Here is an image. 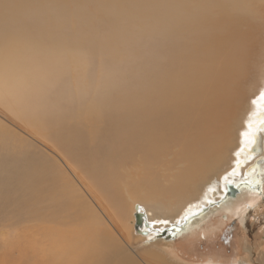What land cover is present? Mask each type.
<instances>
[{"label":"bare ground","instance_id":"1","mask_svg":"<svg viewBox=\"0 0 264 264\" xmlns=\"http://www.w3.org/2000/svg\"><path fill=\"white\" fill-rule=\"evenodd\" d=\"M236 1L207 5L206 0H189L176 11L154 18L156 35L169 39L158 43L157 55L152 56H157L155 63L141 65V90L123 91L118 101L109 93L101 105L76 107L75 123L64 120L68 114L63 115L61 106L47 112L48 97L28 125L0 112L10 124H2L1 117L0 125L8 128L0 129V221L19 229L11 236L22 242L16 249L23 252L5 260L182 264L186 260L164 247L165 252L147 253L132 247L138 241L160 246L158 235L187 232L219 209L231 210V204L247 194L263 192L264 88L247 96L254 46L248 43L246 25L253 12L247 13L251 2L245 0L247 5L238 14ZM224 3L230 8L224 9ZM0 69L1 87L10 73L5 66ZM14 75L10 80L20 83L21 78ZM51 114L53 123L48 124ZM5 135L15 136L11 145L2 139ZM33 142L63 163L69 175L75 172V196L57 160ZM69 142L75 146V170L61 158L62 153L68 157L73 152ZM48 144L59 149L61 156ZM247 161L254 168L242 169L239 176L238 163ZM220 166L225 170L217 173ZM202 188L199 197L191 200ZM69 210L75 211L74 228L60 229L73 218L67 215ZM2 237L8 239V234Z\"/></svg>","mask_w":264,"mask_h":264},{"label":"rangeland","instance_id":"2","mask_svg":"<svg viewBox=\"0 0 264 264\" xmlns=\"http://www.w3.org/2000/svg\"><path fill=\"white\" fill-rule=\"evenodd\" d=\"M142 1L0 0V68L5 66L7 68L6 73H10V78L8 77L6 83L0 87V112L12 120L21 123L27 121L26 125H28L36 118L33 112H40L41 108L46 105V100L49 99L45 106L47 112L53 109L55 111L58 106H61L63 115H69L64 116V120L73 122L75 121L76 107L101 105L109 93L115 98V101H118L119 94L123 91L128 94L132 91L138 92L141 90L144 85L143 81L139 79L141 65H145V62L149 64L151 61L155 63L157 56H152L157 55L158 43L162 39L165 41L169 39V36L163 35L162 38H159L156 35V19L176 11L177 8L189 0H175V3L174 0H155L153 3L154 0H150L151 2L149 0ZM212 1L213 3H211ZM248 1L251 3L247 6V13H253L249 16L246 15L248 16L246 26L247 31H249L247 36L248 43L254 46L251 51V53L253 52L251 57L254 58V68L250 70L248 76L250 77L248 81L251 82L249 81L250 84L246 86L247 96H250L257 94L264 88V0ZM148 2L151 4H148ZM217 3L218 0H206L207 5H216ZM227 3H224V9L230 8L229 3ZM234 5L239 10L238 14H240V12L242 13L240 9L242 6L245 7L247 3H245V0H237ZM144 8L145 10H142ZM193 13L196 12L193 10ZM253 15L254 17H252ZM149 20L151 21L149 22ZM176 39L173 40L176 41ZM142 62L144 63L141 64ZM15 66L19 67V72L16 71ZM14 74H18L21 78L20 83L16 84V82L10 80L11 77L15 76ZM258 87L259 89L254 91V88ZM126 89L127 91H125ZM34 90L35 93L32 94ZM17 92L18 94L21 92V94L18 95ZM29 95H32L33 99ZM39 95L43 99V96L46 95L45 101ZM34 96L37 99L36 101ZM46 97L48 98L46 99ZM18 100L22 102L20 103ZM23 109H25L24 112H20ZM27 112L32 114H27ZM32 115L34 118H32ZM1 117L3 123L2 120H0V123L5 126L10 125L4 120L5 117L0 116V119ZM29 117H31V121ZM49 120L48 124L53 123V114H51ZM2 124L0 129L5 127ZM72 134L75 135V131ZM74 135L72 136L75 139ZM2 139L9 140L11 145L15 140V136L5 135ZM33 143L52 160H57L56 163L62 172L61 174L64 175V181L72 186V193L75 196V183L73 182L75 172L72 171L73 173L69 175L70 172L63 163L61 164L52 154L51 157L50 152L40 144ZM69 143L72 145L71 142ZM48 145L52 147L51 144ZM53 149L59 153V149ZM72 149L73 152L68 157L63 153H59V155L61 154L63 161L65 159L66 164L75 170V161H73L75 160V146L72 145ZM233 157L235 158L234 154L231 161L234 159ZM251 162L247 161L243 164L239 162L238 166H241V168L238 167L239 170L236 173L240 176L244 172L242 169L254 168ZM231 165L232 163H230ZM227 168L229 166L225 169ZM219 169H217V173L225 170H221V166ZM261 187L263 192L260 194H247L232 203L229 211L224 208L219 209L217 212L210 214L207 219H204L199 227L179 234L172 231L167 235L168 237L163 235V238L160 234L158 235L162 240L160 246L150 245V242L146 241H138L132 247V250L147 253L152 252V250L160 251L161 249L164 251L165 249L172 256L174 254L178 256L179 254L180 258L186 260L184 263L181 262L182 264H237L243 260L246 261V264H264V179ZM203 189H198L199 193L198 191L195 192L196 196L193 195L191 200L199 197ZM143 190L137 193H142ZM67 215L73 218L69 220L70 223L64 222L60 229L74 228L75 211L69 210ZM4 223L7 222L0 221V244L2 242L0 245V264H19L17 260L10 262L4 259L7 256L14 258L23 254L19 249H16L21 246L22 242L20 243L11 236L14 232H19V229L16 226L8 227ZM52 225L54 224L52 223ZM5 233L8 234V239L2 237ZM31 255V253L28 255L30 262H32Z\"/></svg>","mask_w":264,"mask_h":264},{"label":"water","instance_id":"3","mask_svg":"<svg viewBox=\"0 0 264 264\" xmlns=\"http://www.w3.org/2000/svg\"><path fill=\"white\" fill-rule=\"evenodd\" d=\"M263 175H264V168H263Z\"/></svg>","mask_w":264,"mask_h":264}]
</instances>
